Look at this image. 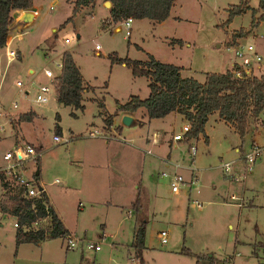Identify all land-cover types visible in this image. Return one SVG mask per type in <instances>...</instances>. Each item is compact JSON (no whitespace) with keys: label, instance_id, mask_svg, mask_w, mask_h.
Instances as JSON below:
<instances>
[{"label":"rangeland","instance_id":"1","mask_svg":"<svg viewBox=\"0 0 264 264\" xmlns=\"http://www.w3.org/2000/svg\"><path fill=\"white\" fill-rule=\"evenodd\" d=\"M74 1L33 0L37 14L32 22L20 30L10 23L9 34L20 33L13 40L21 53L17 62L20 55L15 50L18 58L9 65L10 75L32 84L25 87L27 95L17 92L15 80L5 89L2 106L16 100L19 109L0 129V156L17 145L35 147L39 155L24 162V175L30 178L38 171L34 185L46 189L78 242L72 249L65 247V237L17 243V226H12L15 217L0 213V264H139L131 243L142 219V264H222L228 259L232 261L227 264L264 263V109L257 118L248 119L241 139L214 112L204 127L207 142L199 134L195 139L184 137L173 146L171 135L189 125L177 113L147 120L142 108L130 125L121 123L115 102L124 103L131 95L143 99L149 89L145 77H132L129 68L110 64L108 59L115 55L144 60L149 53L183 67L182 77L192 76L201 82L204 73L229 69L235 61V47L249 44L260 56V61L250 66L258 77L264 72V20L250 23L251 9L255 19L261 14L255 9L257 0H176L169 19L163 23L136 19L130 24L129 36L122 29L102 28L100 17L89 5L59 28L71 16ZM239 2L248 7L246 13L225 25L226 10ZM240 28L243 33L232 38ZM173 39H180L181 44H169ZM137 45L141 49H136ZM63 51L71 53L84 80L95 90L83 99V110L56 105L52 91L46 104L31 101L33 83L49 82L44 78L45 68L58 75L56 64ZM102 101L107 112H114L116 125L111 120L107 127L98 115L96 102ZM28 105L42 119L19 122L18 113H24ZM56 123L64 131L60 143L51 138ZM89 129L110 137L113 143L106 157L103 137L86 135ZM145 138L148 143L143 142ZM189 146L196 148L193 157ZM253 147L260 148V153L245 171L243 155ZM177 162L184 183L172 193L169 179L160 173H171ZM225 162L230 163L228 171L222 167ZM136 195L140 200L137 213L130 206ZM231 195L239 199L231 201ZM21 196L25 198L23 192ZM3 198L0 185V200ZM196 202L200 206H195ZM50 225V220H40L34 228L47 235ZM160 229L167 233L166 243L160 244L156 237ZM87 242L97 243L100 250L86 249Z\"/></svg>","mask_w":264,"mask_h":264},{"label":"trees","instance_id":"2","mask_svg":"<svg viewBox=\"0 0 264 264\" xmlns=\"http://www.w3.org/2000/svg\"><path fill=\"white\" fill-rule=\"evenodd\" d=\"M97 0H75L70 10V17L67 18L59 28L70 21L82 6L95 3ZM109 1L107 9L108 24L117 25L127 17L132 19L146 18L152 22L160 23L169 16V10L174 0H102ZM33 0H0V48L3 45L5 33L9 24L13 21L12 11H25L33 9ZM247 6L243 2L228 7L227 18L224 22L227 25L234 16L246 13ZM256 10L261 14L255 19V10L251 9L250 23H258L264 20V0H257ZM105 23V22H104ZM103 23V24H104ZM240 28L232 34L236 38L243 33ZM174 43L181 44L180 39H173ZM170 41V42H173ZM136 49H141L135 46ZM110 64H123L130 69L132 77L143 76L147 80L148 96L141 99L137 96H130L126 102L118 104V111L123 113H135L143 108L148 119L162 118L170 113H177L182 121L189 124V130L185 140L195 139L201 134L207 142L204 126L208 122V116L214 112L217 116L233 127L241 139L247 131L248 119L257 118L264 109V72L257 76H236L235 69L239 67L234 63L229 70L223 73H204L203 80L182 77V67L161 62L151 54L146 53L144 60L129 59L127 57H116L108 55ZM56 101L65 106L69 105L75 109H83L80 105L82 94L85 90L93 91L89 85H82V77L75 66L71 53L63 51L60 57V73L53 79ZM100 109V116L103 123L110 127L113 115L106 112L101 102H96ZM115 112H117L115 110ZM34 116L33 111L21 113L18 116L19 122H28ZM55 120L58 116L55 115ZM141 124L140 122H136ZM53 132L60 135L61 129L55 124ZM239 150V149H238ZM240 151V150H239ZM34 181H37V174H32ZM0 185L4 198L0 200V212L14 216L17 228L14 232L17 243H38L40 240L50 238H64L68 235L61 220L57 218L44 192L40 191V199H27L21 196L23 188L14 184V181L0 174ZM41 186L38 185V188ZM138 188V186H137ZM48 204V215L50 216V229L47 235L44 230L22 231L23 225H30L31 222L45 215L41 201ZM36 204V210H30L32 202ZM130 206L137 213L140 208V200L137 195L130 202ZM144 225L145 220H140L133 231L131 246L134 256L142 264V249L144 247ZM264 249V243L262 244Z\"/></svg>","mask_w":264,"mask_h":264},{"label":"built area","instance_id":"3","mask_svg":"<svg viewBox=\"0 0 264 264\" xmlns=\"http://www.w3.org/2000/svg\"><path fill=\"white\" fill-rule=\"evenodd\" d=\"M51 8V7H50ZM30 10L33 14V16L36 15V10L33 9H27ZM21 13L24 11H20ZM132 18L127 17L121 22V26L119 29H122L123 32H125V35L130 34V24L132 23ZM10 24L8 26V29L5 33L3 45L0 48L3 50V53L5 54V63H4V70L8 67V64L12 62L13 60H16L18 58V54L16 53L15 49L11 47L12 40L14 37L19 36V33L9 34L10 32ZM94 48H98L97 45H95ZM233 56H234V64L237 65L239 68L234 70V73L236 76H253V72L250 68L251 64L258 63L260 61V56L255 51V49L247 44L245 47H235L233 50ZM44 78L48 79L49 82H38L34 85V93L31 98V101L35 105H43L46 104L48 101L49 93L55 92V89H53V79L55 77V74L50 69L45 68L43 70ZM3 79V75H2ZM1 79V80H2ZM1 82V81H0ZM29 84H32V82H27V84H23V82L20 79H16L14 81V86L18 93H23L24 95L28 94V90L25 89V87ZM17 108V101L11 100L8 107H4L0 105V129L3 128V126H6L9 124L10 119L12 118L11 113L16 111ZM189 130V125L184 124L181 126L179 132L171 136V140L176 142L184 139L186 133ZM86 134V133H85ZM90 137H103V138H110L109 136L105 135L102 131L97 130H91L89 129L87 131V134ZM156 135H152V141L155 142ZM52 141L54 143H60L62 142V137L58 134H52ZM64 141V140H63ZM196 148L193 146H189V155L193 157L195 155ZM147 154H150V150L147 149L145 151ZM260 153V148L253 147L250 149L249 152L245 153L243 155L245 160V171L250 170L252 162L256 159V156H258ZM39 153L35 150V147L32 145L29 146H23V145H17L14 148H12L10 151H6L1 154L0 156V174L4 175L5 177L9 178L11 181L13 180L18 186L23 188V193L25 194V198L27 199H40V191L37 186L34 185V179L31 174L30 178L25 177L24 170L26 169L24 166V162L29 159H35ZM180 167V164L173 163L172 164V171L171 173L167 172H161L160 175L162 177L169 179V186L170 191L172 193H177L179 188L178 186L180 184L184 183V179L181 176V174L177 171V169ZM222 167L225 171H228L230 169V163L225 162L222 164ZM192 182V181H191ZM231 201L238 200L239 198L235 195H231L229 197ZM41 204L43 206L45 215L39 219H37L34 222H31L30 225H23L22 231L28 232V231H35L38 230V228H34L40 220H50V216L48 215V204L45 203L44 200L41 201ZM193 205V204H192ZM195 206H200L199 203L196 202ZM30 210L35 211L36 210V204L33 201L30 206ZM13 226H17L16 222H13ZM156 237L159 241V243H166L167 242V233L165 230L160 229V231L157 232ZM78 239H76L74 236H71V234H68L65 236V247L66 248H74L75 245H77ZM85 248L91 249L92 251L96 252L100 250V247L97 243L87 242ZM264 264V263H261Z\"/></svg>","mask_w":264,"mask_h":264},{"label":"crops","instance_id":"4","mask_svg":"<svg viewBox=\"0 0 264 264\" xmlns=\"http://www.w3.org/2000/svg\"><path fill=\"white\" fill-rule=\"evenodd\" d=\"M175 1L176 0H174L173 1V4H172V7L170 8V10H169V16H168V18L167 19H169L170 17H171V15H172V12H171V10H172V8H173V5L175 4ZM72 4V3H71ZM33 6H34V4H33ZM32 6V8H34ZM104 5H103V2L101 1V0H97L95 3H93V4H90L89 5V7H90V10L94 13V14H97L99 17H100V22H101V27L102 28H113V30H114V32H115V29L116 28H118V27H120V25H121V22H118V24L117 25H111V24H108L107 23V21H108V17H109V15L107 14V9L105 10V9H103L102 7H103ZM82 7H86V6H82ZM82 9V8H81ZM80 11V10H79ZM12 16H13V18H14V20H13V26H14V30H20L21 28H25L29 23H26V24H23V23H18L17 22V20H18V18L20 17L19 15L21 14V12L19 11V10H13L12 12ZM37 14V13H36ZM35 17V16H34ZM34 17H33V19H34ZM174 18H177V19H179L178 17H174ZM32 19V20H33ZM166 19V20H167ZM136 19H133L132 21H135ZM165 21V20H164ZM164 21H162V22H160V23H163ZM32 22V21H31ZM105 22V23H104ZM104 23V24H103ZM118 30H120L119 28H118ZM53 31V30H52ZM118 32V31H117ZM20 34V33H19ZM130 35V34H129ZM128 35V36H129ZM18 37H20V35L19 36H16V37H14L15 39L16 38H18ZM14 39V40H15ZM14 40H12L13 41V43H12V45H13V47H14V49L19 53V60L17 61V60H13L12 62H14V61H17V62H20V60H21V53H20V50L18 49V47H17V43L14 41ZM173 41V40H172ZM169 44H174V41L173 42H169ZM98 46V45H97ZM138 46V45H137ZM140 47V46H139ZM141 48V47H140ZM68 52V51H67ZM61 55L62 54H60L58 57H59V63H57L56 64V66H57V70H55L57 73L56 74H59L60 73V57H61ZM72 56V55H71ZM153 56V55H152ZM72 59H73V57H72ZM158 60V59H157ZM160 61V60H159ZM12 62H10L9 64H8V67L5 69V72H3V70H4V63H5V54L3 53V50H1L0 49V105L2 106L4 103H3V101H2V99H5L6 98V94H5V92H6V87L9 85V83H12L15 79H14V77H13V79H12V76L10 75V70H9V65L12 63ZM73 62H74V64H75V66L77 67V70H79V68H78V66L76 65V63H75V61H74V59H73ZM162 62V61H161ZM166 63V62H165ZM169 64H172V63H169ZM172 65H175V64H172ZM18 66V65H17ZM229 66L231 67V65L229 64ZM180 67V66H179ZM229 67V68H230ZM182 70H183V67H182ZM227 70H229V69H227ZM27 71L29 72V73H33V71L29 68V67H27ZM79 72H80V74H81V77H82V85H88L87 84V81L86 80H84V78H83V75H82V73H81V71L79 70ZM182 72V71H181ZM207 73H210V72H207ZM2 75H3V79H2ZM182 76V75H181ZM189 77H191V78H193L192 76H189ZM17 78V77H16ZM2 79V80H1ZM47 79V78H46ZM45 79V80H46ZM48 80V79H47ZM46 82V81H45ZM147 83V82H146ZM13 84H14V82H13ZM94 88H93V91H87V90H85L84 92H83V94H82V98H81V101H80V105L81 106H83V108L85 107L84 105H83V99H85L86 98V95H87V93L88 92H92V93H94ZM53 94H55V92H53ZM131 96H134V95H131ZM147 97V96H146ZM54 102H55V104L56 105H60V106H63V105H61V104H59L57 101H56V96L54 95ZM102 104H103V101L101 102ZM65 106H69V105H65ZM65 106H63V107H65ZM104 106V105H103ZM6 107H8V106H6ZM69 107H71L72 109H75L74 107H72V106H69ZM105 107V106H104ZM18 108V107H17ZM19 109V108H18ZM17 109V110H18ZM56 109V108H55ZM142 108H139V110H137L135 113H132V115L131 114H129V113H123V112H120L119 113V119H120V117L123 115V114H128V115H130L131 117H132V119H135L136 120V118L135 117H133V115L134 114H136V113H139V111H142L141 110ZM78 110H80V109H78ZM83 110V109H82ZM100 110V109H99ZM28 111H33V113H34V116H33V118L32 119H35L36 117L37 118H39V119H42L41 117H42V115L41 114H38L37 113V111L35 110V109H33V108H31L30 107V105H28L27 106V109H26V111H24V113H27ZM55 111V110H54ZM15 112V111H14ZM107 112V111H106ZM21 113H23V112H19L18 114H21ZM99 113H100V111H99ZM98 113V115H100ZM108 114H110L109 112H107ZM142 113V115H144V113L143 112H141ZM71 114H73V113H71ZM114 114V112L112 113V114H110V115H113ZM170 114H172V113H170ZM55 115H57L58 116V114H54V117L53 118H55ZM146 115V114H145ZM166 116H168V115H166ZM166 116H164V117H166ZM101 117V116H100ZM181 117V116H180ZM210 116H208V118H209ZM116 117H114V116H112V121H113V124L114 125H116V119H115ZM58 119H59V116H58ZM161 119H164L163 117L161 118ZM101 120H102V117H101ZM147 120H151V119H147ZM56 122H58V120L56 121ZM137 122V121H136ZM141 123H142V121H140ZM57 124V123H56ZM206 125V124H205ZM103 126V125H102ZM205 127V126H204ZM112 128V127H111ZM204 130H205V128H204ZM205 132V131H204ZM64 136V131H62L61 130V132H60V136ZM206 135V134H205ZM172 136V135H171ZM207 136V135H206ZM101 138V137H100ZM150 138H151V136H150ZM110 138H103V141H102V143H104V145H105V149L106 150H104V155H105V157L108 155L107 154V152L109 151V150H107V149H111L112 148V146H110V143H113V142H110V140H109ZM156 139V138H155ZM169 140H170V138H169ZM145 141V143H148V141L146 140V138L143 140V142ZM172 141V140H171ZM177 142V141H176ZM176 142H172V144H173V146H175V143ZM115 143V142H114ZM110 146V148H108ZM76 161H78V160H76ZM106 162V163H105ZM107 164V165H106ZM103 165L104 166H108L109 167V165H108V163H107V161H104L103 162ZM108 167H107V169H108ZM103 175L106 173V170L104 169L103 171ZM35 174H37V179H38V176H39V173H38V171H37V173H36V171H35ZM56 181V180H55ZM40 183H41V181H39ZM41 190L44 192V194H45V196H46V198L48 199V202H49V204H50V206L52 207V209H53V211H54V213L56 214V216H57V218H59L60 220H61V222H62V224H63V226H64V228H65V230L67 231V233L68 234H71L72 235V232H71V230L69 229V228H67L66 226H65V224H64V222L62 221V219L63 218H61V216H60V214H59V212L56 210V207H55V203H54V200L51 198V196L48 194V192L46 191V189L43 187V186H41ZM1 213V212H0ZM7 215V214H6ZM13 218V217H12ZM12 226H13V222H12ZM41 241V240H40ZM39 241V242H40ZM254 254L253 255H257V254H255V252H253ZM230 261H232V259H228V260H225V261H223V263L222 264H227V262H230Z\"/></svg>","mask_w":264,"mask_h":264},{"label":"water","instance_id":"5","mask_svg":"<svg viewBox=\"0 0 264 264\" xmlns=\"http://www.w3.org/2000/svg\"><path fill=\"white\" fill-rule=\"evenodd\" d=\"M103 5L107 8H109L110 6V2L109 1H104L103 2ZM20 17L18 18L17 22L18 23H23V24H26V23H30L33 19V14L30 10H25L24 12H22L20 15ZM119 28V27H118ZM118 28L115 29V32L118 31ZM133 122V119L130 115L128 114H123L121 116V123L124 124V125H130V123ZM37 173V171H36ZM39 190H41V188L39 187L38 188Z\"/></svg>","mask_w":264,"mask_h":264}]
</instances>
